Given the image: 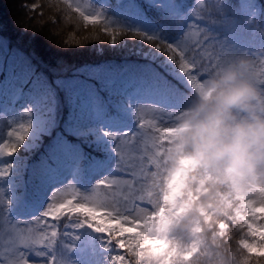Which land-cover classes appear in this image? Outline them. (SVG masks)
<instances>
[{"label": "clouds", "instance_id": "obj_1", "mask_svg": "<svg viewBox=\"0 0 264 264\" xmlns=\"http://www.w3.org/2000/svg\"><path fill=\"white\" fill-rule=\"evenodd\" d=\"M158 148L126 264H264V87L246 53L186 95Z\"/></svg>", "mask_w": 264, "mask_h": 264}, {"label": "rangeland", "instance_id": "obj_2", "mask_svg": "<svg viewBox=\"0 0 264 264\" xmlns=\"http://www.w3.org/2000/svg\"><path fill=\"white\" fill-rule=\"evenodd\" d=\"M70 1L75 7L79 5V11L83 16V21H81L87 26L92 25L89 29H76L72 26V29H75L76 35L93 36L98 34L106 41H109L110 44L122 46L124 43L137 42V38L131 39L125 36V32L145 31L149 35L163 33L168 36L169 43H174L183 35L185 30H188L186 29L187 24L193 32L196 29L204 31L205 27H207L210 31L208 35L214 38L213 43L216 44L217 49L220 44H226L237 52L248 53L250 61L255 65L253 69L254 74L257 76L260 75V57L243 39L244 34L253 29H257L259 34L264 36V21L261 24L258 23L252 27L250 26L252 20L251 15L254 12L253 0H241L246 21L243 25L238 22L235 12L230 8V0H220V8L211 18L203 15V13L212 10L211 3H206L205 0H142L151 6L162 9L169 16V22L163 27V30L158 25L147 20L136 8L131 9L130 12H126V9L121 4H125L131 0ZM48 3L49 0H21L20 2L18 0H0V11L2 13V11L4 12V7L8 8L6 15L3 14L7 19L11 17L15 21L16 27L20 29L17 31L16 36L23 44L27 39L32 40L33 38H37V41L40 42L39 39H42L41 33L46 31L47 35L45 34L43 37L44 48L47 53L45 55L54 58L49 52L51 49H59L58 53H61L72 45H63V40L65 41V39L69 38L66 32L68 25L65 28V32L62 31L63 29H58L56 25H46L51 18L43 17L42 15L47 16V13L50 12V15L52 17L54 16L53 18L55 19L54 12L56 11L54 9L44 10ZM55 4L58 5L59 3L56 2ZM19 6H23V10ZM33 7L36 9L34 10ZM59 7L61 11H65L60 4ZM61 14L68 17L66 12H61ZM85 15L97 17L96 22L85 21ZM202 15L203 19H201ZM0 16L2 17L1 14ZM31 16L37 17L34 20L36 22H28ZM46 19L47 22H45ZM214 19L216 21L215 23H213ZM170 21L176 27L171 28ZM67 22L77 23L75 19H69ZM174 30L176 32H173ZM23 32L25 33L23 34ZM86 32L88 34H84ZM65 34L67 37H65ZM113 40L116 43H112ZM157 45L154 44L155 47L153 48L144 46V55H152V58L156 57L159 54L156 51ZM58 53L56 56H59ZM166 61H162L163 63L161 65L165 66ZM1 68L3 69V77L2 79L0 78V143L4 140L10 142L14 138L7 136L8 131L15 130L18 132L15 120L16 107L19 104V100L26 97L28 93V89L22 91L20 94L17 93L20 90H18L14 81V74L22 69L26 71L20 75L23 79H27L33 74V68L28 64L26 56L11 49L8 43L0 37V70ZM165 68L167 72L180 81L179 76L172 68ZM123 72L128 73L130 69H117L109 65L97 67L82 66L73 70L70 75L56 77L54 84L57 88L70 90L72 93L82 96L81 92L85 88H91V84L87 80L95 78H102L104 80L105 76L112 78ZM3 79L8 82V86L5 88L1 85ZM37 81L38 74H35L34 78L31 79L30 85L36 84ZM38 85H46V83L41 82ZM3 89L5 90L4 95ZM84 94V106L95 103L96 100L93 91L86 90ZM180 102L181 98L169 97L160 91L151 90L149 86L146 88L142 87L135 79L129 80V78H126V81L124 80L122 83L120 96L112 105V111L108 114H103L102 110H95L96 113H94L97 117H101L103 124V130L98 133L95 139L97 142L105 145L106 152L103 154V157H96L86 167L80 168V164L76 161L79 154L75 150H72L68 142L56 139L48 155L44 156L41 162L35 167L41 173L37 177L38 182L34 196L27 201L24 199V191L20 192L21 194L18 191L20 187L24 186L25 171L23 167L16 168L12 166L11 175L0 178V194L5 196L6 204L7 197L11 200V216L14 219H28L31 216L39 215L50 202L52 192L56 193L57 201L71 198L70 195H67L70 191L66 186L68 184H73L80 190L87 191L98 179L109 175L115 169L118 160V157L112 150L114 142L104 135L105 132L121 133L124 131H135L137 127L135 116L137 109L140 110L142 119L147 122L152 120L154 108L159 107V105H172L179 104ZM7 157H0V166L7 165ZM58 188L61 190L56 191ZM146 206L150 207V205ZM81 219L82 217L72 214L65 215L56 222L58 225L57 243L59 244L64 241L65 244L70 246L64 249V257L68 261V264H109L111 253L106 251L102 235L94 233L87 227L76 228L75 225ZM65 231L71 234L64 237L63 233ZM40 260L41 258L35 257L33 254L29 264H39Z\"/></svg>", "mask_w": 264, "mask_h": 264}, {"label": "snow or ice", "instance_id": "obj_3", "mask_svg": "<svg viewBox=\"0 0 264 264\" xmlns=\"http://www.w3.org/2000/svg\"><path fill=\"white\" fill-rule=\"evenodd\" d=\"M211 3L212 10L203 13L213 17L220 8V0H205ZM79 11V5H76ZM203 15L201 19H203ZM85 21L95 23L97 17L85 15ZM215 19L213 23H215ZM183 35L174 43L165 42L155 35L143 33L144 38L153 42L160 40L163 45L156 46V51L166 57L172 70L179 76L181 83L177 85V93L183 88L181 102L172 105H159L153 109L152 120L145 121L137 109L135 131L121 133L105 132L104 135L114 142L113 151L118 157L115 169L98 179L87 191H82L73 184L66 185L71 198L57 201L52 192L50 202L39 215L28 219H14L10 214L11 200L0 194V264H29L33 254L41 258L39 264H68L64 257V249L70 246L64 241L57 243V221L65 215H78V210H87V218L81 219L76 228L87 227L94 233L101 234L106 251L111 253L109 264H126L127 256L118 250H126L128 237L124 232L129 230L143 209L149 208L146 195L152 167L157 163L167 126L174 122L179 109L183 106L186 95L200 87L220 65L236 58L240 53L226 44L217 49L214 38L209 36L207 27L204 31L193 32L187 24ZM112 43H116L115 40ZM171 53V54H169ZM249 56L248 53H246ZM251 62V75L264 87V71L257 76ZM260 67L264 70V52L261 53ZM30 115V114H28ZM21 131H8V137L15 142L4 140L0 143V157L14 156L18 148L25 143L32 132V121L21 125ZM12 165L0 166V178L11 175ZM119 177V178H117ZM58 188L56 191H60ZM71 233L65 231L64 237ZM126 253V252H125Z\"/></svg>", "mask_w": 264, "mask_h": 264}, {"label": "trees", "instance_id": "obj_4", "mask_svg": "<svg viewBox=\"0 0 264 264\" xmlns=\"http://www.w3.org/2000/svg\"><path fill=\"white\" fill-rule=\"evenodd\" d=\"M18 1L20 2L21 0ZM53 1L49 0V3L44 10H56L54 12L55 19L53 18L54 16L52 17L50 15V12L47 13V16H42L51 18L48 22L46 19V25H56L58 29H63V32H65V28L68 25L66 32L69 38L65 39V41L63 40V45H72L68 49L63 50L61 53H58L59 49H51L49 52L54 56V58L49 55H45L47 53L46 49L44 48V39H39L40 42L37 41V38H33L32 40L27 39V41L23 44L16 36L17 31L20 29L16 27L15 21H13L11 17L10 19H7V17H5V12L2 11L1 13L0 11V14L2 15V17L0 16V25L2 27H0V37L4 38L11 46L16 47L26 53L31 58L33 65H35L36 69L44 76V78L46 77L47 79H51L55 76L67 75L71 72V70L86 64L92 66L103 62H126L144 60V58L152 57V55L144 57L145 51L143 47L150 46L153 48L155 47L154 44H158V42L147 41L141 33L125 32V36H128V38L131 39L137 38V42L127 44L124 43L122 46L110 44L109 41H106L103 39V37H101V35L98 34L93 36L76 35L75 29H72V26L76 29H89L92 25L87 26L84 22H82V14L80 11H77L68 0ZM56 2H58L65 11H61L59 4H55ZM19 7H21L20 9L23 10V6ZM35 9L36 8H34V10ZM61 12H66L68 17L66 15H62ZM35 18L37 17L31 16V19L28 22H36L34 21ZM69 19H75L77 23H68L67 21ZM24 33L25 32H23V34ZM84 34L88 33L86 32ZM65 37H67L66 34ZM160 46L161 48L163 47L162 44H160ZM259 50L261 53L264 52L263 44L260 45ZM57 53L59 56H56ZM163 59L167 60L166 57L163 56V52L154 57L155 62H162L164 61ZM166 65L172 68L170 62H167ZM101 84V87L111 96H113L118 91V89L116 90L115 86L111 87L110 90H106L105 83L102 82ZM54 93L57 95L58 103L53 102V97H51V95ZM25 109L28 111V113H23L21 125L26 126L28 120L30 119L32 121L33 127L29 138H26L25 143L21 145L20 148H18V155H21L25 158L34 157L40 150L43 149L45 144L52 137L53 132L56 130L53 128L56 121L65 119H69V123H77L79 126L78 132L80 134L76 135V133L72 131V134H70L72 140H78L80 144L82 143L83 146L88 147L91 150L88 151V154H91V152L93 153L101 151V146L94 140L99 133V125L93 122L90 116L85 115L84 118L79 117L76 107L73 106L71 102L70 95L65 91L63 92L62 90H54L50 93L46 92V97L44 100L40 99L39 103L36 105H33V102H30V104L25 106ZM19 131H21V127L19 128ZM74 137H76L77 140ZM13 142H15V139H13L11 143ZM123 252L125 253V250H123Z\"/></svg>", "mask_w": 264, "mask_h": 264}, {"label": "bare ground", "instance_id": "obj_5", "mask_svg": "<svg viewBox=\"0 0 264 264\" xmlns=\"http://www.w3.org/2000/svg\"><path fill=\"white\" fill-rule=\"evenodd\" d=\"M7 11H8V8H7V7H4V12H5V14H6ZM45 34H46V31H44V32L41 33V38H42V39H44L43 37H44ZM46 35H47V34H46Z\"/></svg>", "mask_w": 264, "mask_h": 264}]
</instances>
